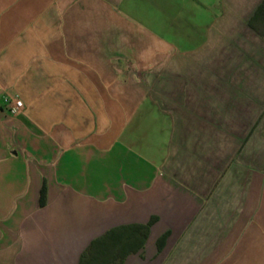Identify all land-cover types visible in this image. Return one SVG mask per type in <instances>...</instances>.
Masks as SVG:
<instances>
[{
  "label": "crops",
  "instance_id": "obj_1",
  "mask_svg": "<svg viewBox=\"0 0 264 264\" xmlns=\"http://www.w3.org/2000/svg\"><path fill=\"white\" fill-rule=\"evenodd\" d=\"M0 264H264V0H0Z\"/></svg>",
  "mask_w": 264,
  "mask_h": 264
},
{
  "label": "built area",
  "instance_id": "obj_2",
  "mask_svg": "<svg viewBox=\"0 0 264 264\" xmlns=\"http://www.w3.org/2000/svg\"><path fill=\"white\" fill-rule=\"evenodd\" d=\"M4 109L12 116H18L22 112L23 102L18 97L6 95L2 99Z\"/></svg>",
  "mask_w": 264,
  "mask_h": 264
},
{
  "label": "trees",
  "instance_id": "obj_3",
  "mask_svg": "<svg viewBox=\"0 0 264 264\" xmlns=\"http://www.w3.org/2000/svg\"><path fill=\"white\" fill-rule=\"evenodd\" d=\"M44 194V192L42 193V195Z\"/></svg>",
  "mask_w": 264,
  "mask_h": 264
}]
</instances>
